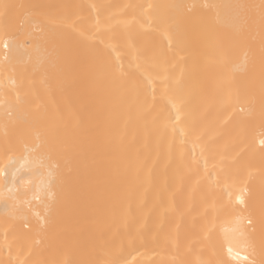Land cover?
Returning a JSON list of instances; mask_svg holds the SVG:
<instances>
[{"label": "bare ground", "instance_id": "obj_1", "mask_svg": "<svg viewBox=\"0 0 264 264\" xmlns=\"http://www.w3.org/2000/svg\"><path fill=\"white\" fill-rule=\"evenodd\" d=\"M262 140L264 0H0V264H264Z\"/></svg>", "mask_w": 264, "mask_h": 264}, {"label": "snow or ice", "instance_id": "obj_2", "mask_svg": "<svg viewBox=\"0 0 264 264\" xmlns=\"http://www.w3.org/2000/svg\"><path fill=\"white\" fill-rule=\"evenodd\" d=\"M9 7L10 6L7 4L3 5V8L5 11H7V9ZM175 7H177V8L187 7L189 9V11H191L196 7V5L195 4H192V5H175ZM114 71H119V69H114ZM37 139H39V134L37 135ZM261 144L264 145V140L261 141ZM40 147L48 149V157L47 158L49 160L50 175L55 177L59 171V168H60V162L56 156V148L54 145L49 146L46 143H42L40 145ZM0 174H3L2 170H0ZM55 184H56V180L54 179L53 185H55ZM51 195H52V200H53V204H54L56 193L53 192ZM260 215H261V224H262V226H264V198H262L261 204H260ZM247 220H248V224L254 228L255 227V221H254L253 217L250 215L249 217H247ZM229 251H231V249H229Z\"/></svg>", "mask_w": 264, "mask_h": 264}]
</instances>
